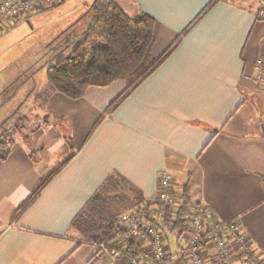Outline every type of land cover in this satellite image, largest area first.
I'll list each match as a JSON object with an SVG mask.
<instances>
[{
    "label": "crops",
    "instance_id": "1",
    "mask_svg": "<svg viewBox=\"0 0 264 264\" xmlns=\"http://www.w3.org/2000/svg\"><path fill=\"white\" fill-rule=\"evenodd\" d=\"M115 1L129 15L141 10L154 18L157 56L210 0ZM87 2L61 3L72 11L68 25L86 27L93 0ZM257 5L258 0H215L168 58L104 114L89 136L124 82L89 86L77 99L49 95L40 112L49 123L51 116L65 121L71 137L61 133L42 141L44 129L34 130L33 150L29 139L13 136L9 154L0 159V264H89L97 246L76 244L69 230L75 214L110 172L149 200L162 170L174 180L175 193L188 183L191 203L210 206L219 218H236L264 264V73L259 77L256 67L260 58L264 66V20L255 17ZM46 9L1 25L0 31ZM37 91L31 94L36 97ZM72 150L77 151L39 197L10 221L37 179ZM167 250L173 252L169 244ZM107 260L104 254L92 264Z\"/></svg>",
    "mask_w": 264,
    "mask_h": 264
},
{
    "label": "trees",
    "instance_id": "2",
    "mask_svg": "<svg viewBox=\"0 0 264 264\" xmlns=\"http://www.w3.org/2000/svg\"><path fill=\"white\" fill-rule=\"evenodd\" d=\"M214 2L215 0H210L203 6L175 39L159 55L154 56L152 54L155 41L154 18L141 10L129 15L115 0H93L87 12L90 19L86 27L82 30L81 22H72L59 34L58 37L64 38V42L52 61L46 63V87L41 88L36 98L41 105L52 92L77 99L83 96L89 86L104 87L116 80L123 81V89L109 101L101 116L93 124L89 136L104 114L112 112L135 87L168 58L192 23L197 21ZM63 50L65 53H62ZM19 88L15 79L2 87L0 107L4 106L6 101L9 102ZM5 93H9V96L4 100ZM18 108L0 123V128L3 127L0 131V159L7 157L14 143L13 133L22 127L17 121L12 123L10 121L19 114ZM7 122V127H4ZM76 151H69L37 179L31 191L11 211L10 221H16L39 197ZM262 179L264 180V175ZM188 190V183H184L180 192L182 203L176 215V223L162 227L165 234L177 232L179 237L185 229L183 216L191 203ZM144 201L143 194L137 187L117 171L110 172L69 224V230L77 236L76 244L91 243L96 246L104 244L106 248H110L115 233L121 230L118 216L139 207ZM135 249L133 251H136ZM97 250L89 264L105 254L101 248L97 247ZM178 263L179 261L176 264Z\"/></svg>",
    "mask_w": 264,
    "mask_h": 264
},
{
    "label": "built area",
    "instance_id": "3",
    "mask_svg": "<svg viewBox=\"0 0 264 264\" xmlns=\"http://www.w3.org/2000/svg\"><path fill=\"white\" fill-rule=\"evenodd\" d=\"M65 0H0V26L11 25L16 18L57 6ZM255 17L264 20V0H258ZM258 76L264 73L263 60H257ZM174 180L166 171L158 173L153 198L118 216L121 230L115 233L105 251V264H262L250 236L236 218H219L203 203H190L183 216L185 229L177 237L176 249L167 250L162 229L176 223L181 194L174 192ZM136 248V251H133Z\"/></svg>",
    "mask_w": 264,
    "mask_h": 264
},
{
    "label": "rangeland",
    "instance_id": "4",
    "mask_svg": "<svg viewBox=\"0 0 264 264\" xmlns=\"http://www.w3.org/2000/svg\"><path fill=\"white\" fill-rule=\"evenodd\" d=\"M87 1L89 5L92 0ZM125 1L118 0L120 4ZM124 9L128 11L125 6ZM71 19L72 11L66 9V4H61L30 16L29 21L24 18L12 27L0 31V93L2 87L13 79L20 87L13 98L0 107V123L20 104L19 114L12 117L10 121L11 123L17 121L18 125H22V127L18 132H14L13 136L22 141L27 136L31 145L33 144L30 146L33 147V150L37 144L31 137L34 130L44 129L42 141H53L61 133H67L71 137L70 126L65 121L54 119V116H51L53 117L50 122L52 125L45 129L46 122L49 123L50 118L48 119L40 112V101L31 94L34 88L38 89L37 92L40 94L39 90L46 84V63L52 61L57 50L63 44L64 38L58 36L72 21ZM62 53L65 51L63 50ZM8 96L9 93H5L4 100ZM253 101V106L256 108L257 97ZM7 125L8 122L4 127ZM2 129L3 127L0 128V131ZM72 142V146H74V140ZM119 223L123 222L119 221ZM166 236V243L174 251L178 242L177 232H166Z\"/></svg>",
    "mask_w": 264,
    "mask_h": 264
},
{
    "label": "water",
    "instance_id": "5",
    "mask_svg": "<svg viewBox=\"0 0 264 264\" xmlns=\"http://www.w3.org/2000/svg\"><path fill=\"white\" fill-rule=\"evenodd\" d=\"M179 264H184V262H181V263H179Z\"/></svg>",
    "mask_w": 264,
    "mask_h": 264
}]
</instances>
